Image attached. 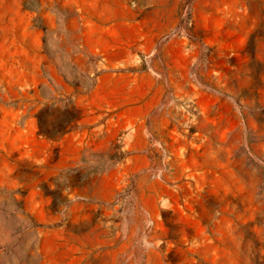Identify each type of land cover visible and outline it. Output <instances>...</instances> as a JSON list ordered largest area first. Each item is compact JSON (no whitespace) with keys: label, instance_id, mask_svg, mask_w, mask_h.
<instances>
[{"label":"rangeland","instance_id":"obj_1","mask_svg":"<svg viewBox=\"0 0 264 264\" xmlns=\"http://www.w3.org/2000/svg\"><path fill=\"white\" fill-rule=\"evenodd\" d=\"M0 264H264V0H0Z\"/></svg>","mask_w":264,"mask_h":264}]
</instances>
